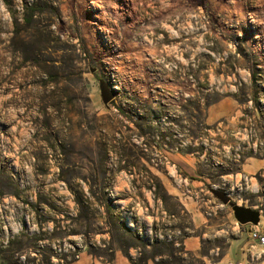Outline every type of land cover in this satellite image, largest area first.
Segmentation results:
<instances>
[{
    "label": "rangeland",
    "instance_id": "1",
    "mask_svg": "<svg viewBox=\"0 0 264 264\" xmlns=\"http://www.w3.org/2000/svg\"><path fill=\"white\" fill-rule=\"evenodd\" d=\"M252 228L264 0H0V264H264Z\"/></svg>",
    "mask_w": 264,
    "mask_h": 264
},
{
    "label": "water",
    "instance_id": "2",
    "mask_svg": "<svg viewBox=\"0 0 264 264\" xmlns=\"http://www.w3.org/2000/svg\"><path fill=\"white\" fill-rule=\"evenodd\" d=\"M102 98L103 102L105 104H108L113 101L115 97L114 91L106 84L102 83ZM218 197L221 199V201L224 204H230V199L227 195L223 193H217ZM233 211L235 218L241 225H252V226H258L260 222V216L259 213L249 209V208H242L235 204H230ZM252 229H249V234L251 236Z\"/></svg>",
    "mask_w": 264,
    "mask_h": 264
},
{
    "label": "crops",
    "instance_id": "3",
    "mask_svg": "<svg viewBox=\"0 0 264 264\" xmlns=\"http://www.w3.org/2000/svg\"><path fill=\"white\" fill-rule=\"evenodd\" d=\"M260 168V167H259ZM181 202H183L182 200H180ZM183 206L186 208V210L188 212H190L192 214V217H193V220L195 222V225L196 226H199V224L201 223V216L198 215V212L197 210H194L192 208V210L189 211V207L188 205H186L184 202L182 203ZM188 207V208H187ZM184 246L186 247V249L190 252H194V251H198L200 250V247H201V240L199 237H192V238H187L185 241H184Z\"/></svg>",
    "mask_w": 264,
    "mask_h": 264
},
{
    "label": "built area",
    "instance_id": "4",
    "mask_svg": "<svg viewBox=\"0 0 264 264\" xmlns=\"http://www.w3.org/2000/svg\"><path fill=\"white\" fill-rule=\"evenodd\" d=\"M251 238L264 246V233L259 229L252 228Z\"/></svg>",
    "mask_w": 264,
    "mask_h": 264
}]
</instances>
